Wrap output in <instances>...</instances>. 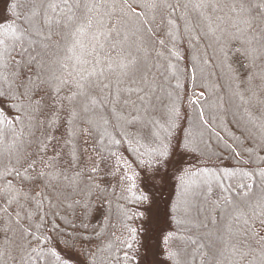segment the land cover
<instances>
[{
    "label": "snow or ice",
    "instance_id": "1",
    "mask_svg": "<svg viewBox=\"0 0 264 264\" xmlns=\"http://www.w3.org/2000/svg\"><path fill=\"white\" fill-rule=\"evenodd\" d=\"M8 11L0 22V264H67L73 255L97 264L100 249L85 245L101 235L92 220L111 208L109 178L123 170L124 191L141 179L109 145H128L145 181L177 150L197 151L191 140L172 142L179 113L169 89L173 80L181 87V60L196 69L211 51L264 151V0H11ZM259 151L239 169L252 182L185 186L197 173L181 169L175 207L204 264H264Z\"/></svg>",
    "mask_w": 264,
    "mask_h": 264
},
{
    "label": "trees",
    "instance_id": "2",
    "mask_svg": "<svg viewBox=\"0 0 264 264\" xmlns=\"http://www.w3.org/2000/svg\"><path fill=\"white\" fill-rule=\"evenodd\" d=\"M10 2L11 0H0V22H7L11 16L8 11ZM129 2L132 3V0ZM130 19L135 22V17ZM183 50L182 48L181 51ZM208 56V62L201 63L196 69H192L190 60H181L182 70L187 63V69L180 76L181 87L175 88L176 81H172V99L179 113L175 119V127L172 128V142L183 144L186 139L191 140L196 152L177 150L170 157L172 163L161 167L160 177L155 181H145L142 178L143 166L137 162L136 154L126 151L128 145H109L127 161L126 164L121 161L125 170L131 166L127 175L140 173L141 179L135 183L127 181L126 185L131 187V191H124L120 183V176L125 174L123 170L115 179L109 178L114 189L110 197L111 208L105 205L104 214L97 213L92 220L95 230L101 235L99 238L93 236L92 242L85 245L93 250L100 249L97 264H140L145 251L151 253L154 246V258L148 264H204V259L199 254L203 249L198 251L196 245L188 239L189 235L193 240L197 239L195 230L182 235L186 226L179 221L184 217L182 213H177L175 207L179 198L180 177L183 175L181 169L197 173L194 177H184L185 186H191L194 182L198 184L203 180L214 185L218 179L225 185L239 183L242 179L252 182L251 179L242 177L239 169L244 167L245 171L248 170L243 161L248 159L249 152L259 151L261 133L253 127L245 108L233 96L234 85L226 70L211 58V51ZM237 70L243 72L239 65ZM163 104H169L167 96L164 97ZM19 130L18 125L17 131ZM236 152L240 153L239 157L235 155ZM259 154L264 155V151H259ZM114 164L115 159L108 164V168L111 170ZM198 169L202 171H197ZM231 173L236 175L225 178V174ZM237 191L238 189L233 188L232 192L224 195L235 196ZM214 193L212 199L220 194V190L214 188ZM142 194L149 196V200L138 202L136 198ZM109 212L110 219H105ZM169 233L175 238L169 239L166 244L164 238ZM129 243L132 245L130 249L127 247ZM147 243L150 246L148 250ZM169 248L177 253L175 259L169 257ZM59 251L63 252L62 247ZM67 264H87V261L83 256L73 255Z\"/></svg>",
    "mask_w": 264,
    "mask_h": 264
},
{
    "label": "rangeland",
    "instance_id": "3",
    "mask_svg": "<svg viewBox=\"0 0 264 264\" xmlns=\"http://www.w3.org/2000/svg\"><path fill=\"white\" fill-rule=\"evenodd\" d=\"M170 91H172L173 90V87L171 88V89H169ZM206 139V138H205ZM150 246H149V243H147V246H146V250H148V248H149ZM155 250H156V248H155V246H154V248H153V250L151 251V253H148L147 251H145V254H144V256H143V259H142V262L140 263V264H148L149 263V260L151 259V258H154V254H155Z\"/></svg>",
    "mask_w": 264,
    "mask_h": 264
}]
</instances>
